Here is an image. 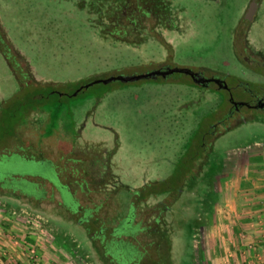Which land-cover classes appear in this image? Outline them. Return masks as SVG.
Wrapping results in <instances>:
<instances>
[{
  "label": "rangeland",
  "instance_id": "1",
  "mask_svg": "<svg viewBox=\"0 0 264 264\" xmlns=\"http://www.w3.org/2000/svg\"><path fill=\"white\" fill-rule=\"evenodd\" d=\"M249 1L0 0V206L77 244L78 259L55 244L72 264H244L221 234L249 219L242 203L260 208L264 124L228 121L210 168L189 172L217 95L179 74L101 79L163 61L240 71L232 32ZM258 4L249 41L264 48Z\"/></svg>",
  "mask_w": 264,
  "mask_h": 264
},
{
  "label": "flooded vegetation",
  "instance_id": "2",
  "mask_svg": "<svg viewBox=\"0 0 264 264\" xmlns=\"http://www.w3.org/2000/svg\"><path fill=\"white\" fill-rule=\"evenodd\" d=\"M252 2L255 4H252ZM259 5L258 0H250L244 8L238 25L236 24L235 30L232 32V41H237L232 48L233 56L241 64L240 71L221 70L207 65H191L175 61L167 63L163 61L146 72L152 70L160 72L169 70V72L164 74L159 72L141 78L156 79L159 77L166 79L173 74H179L186 79L187 83L199 88L201 92L217 95L211 109H205V113L201 116V119L207 116L215 118L209 123L208 130L201 132L199 140L188 138L183 160L184 164L189 166V172L196 166L205 165L206 169L210 168L213 160H207L211 144L217 136L227 130L226 124L228 121L233 119L234 124H236L250 120L264 124V48L257 47L249 41V27L255 20ZM242 52H245V55L240 57L239 55ZM172 68L177 69L170 71ZM175 80V82L183 83L178 78H175ZM190 130V135L195 133L193 128ZM189 149L191 152L188 151ZM12 159L27 162L22 157L15 159L14 156L6 160L11 161ZM0 161H3V159H0ZM4 180L5 178L0 179V181ZM51 180L55 182L56 178L53 179L51 176ZM170 192L171 190H168L166 193ZM181 193L182 189H179L178 196Z\"/></svg>",
  "mask_w": 264,
  "mask_h": 264
},
{
  "label": "built area",
  "instance_id": "3",
  "mask_svg": "<svg viewBox=\"0 0 264 264\" xmlns=\"http://www.w3.org/2000/svg\"><path fill=\"white\" fill-rule=\"evenodd\" d=\"M260 180L257 181L260 187V194L261 199L258 208V212L256 215L250 213V219H249V230L243 232L242 230L239 232L238 236L243 242L247 237H253V233H255V230H259L261 232H264V177H259ZM252 211V212H253ZM0 214H1V220L7 221L10 225L13 226H20L22 229V238L13 237V243L15 244H23L25 248L26 255L29 259V262L31 264H42L41 256L38 252L36 243L40 239H44L48 241L50 244H54L50 238L47 236V226H45L38 215H32L26 210H15V209H5L0 206ZM3 221V222H4ZM3 222H0V226L3 225ZM22 245V246H23ZM251 251L252 253V259H254L259 264H264V240L258 239V240H250L248 242H244L242 245V253L246 251ZM249 251V254H250ZM1 255H5L6 262H7V256L6 252H3ZM1 258V256H0ZM250 258V257H249ZM0 264H5L4 261ZM9 264V263H6Z\"/></svg>",
  "mask_w": 264,
  "mask_h": 264
},
{
  "label": "crops",
  "instance_id": "4",
  "mask_svg": "<svg viewBox=\"0 0 264 264\" xmlns=\"http://www.w3.org/2000/svg\"><path fill=\"white\" fill-rule=\"evenodd\" d=\"M257 205L258 204H256V206ZM242 206L246 208L247 210L244 212L243 215H246L249 219H250V213L256 215L258 212V211L255 212L251 210V204L248 206V204L242 203L241 207ZM237 214L239 215V212ZM231 216L234 217L232 218L233 228H234L232 231L233 238L231 240H226V237H225L226 234L222 232L221 234L222 241L224 243H228V245H229V242H231L234 245V249H237L238 251L237 254H239L240 256L239 259L241 263L244 262V264H259L254 259H252V253L250 250H249L250 251V254H249V251L242 253L241 249H242V245L244 242H248L250 240L256 241L258 239L264 240V232L255 230V233H253L254 234L253 237H247L243 242H241L238 234L241 230L243 232H245V230L246 231L249 230V219L244 224H242L241 223V221H243L242 218H240L239 220V216L238 217H235V215H231ZM1 217L2 216L0 214V222L2 223L4 220L2 221ZM236 220H239L237 221L238 224H234ZM22 233L23 232L20 226L10 225L6 220L3 222V225L0 226V256H1L0 263L4 261L5 264L6 263L31 264L26 255L24 245L23 244L18 245V244L13 243L12 241L13 237L22 238L23 237ZM55 244L58 245V242ZM55 244H50L48 241L44 239H40L39 241H37L36 246L41 256L42 264H72L71 263L72 260H70L69 257L66 255V253L63 251V248L60 247L61 246L60 243H59L60 246H56ZM3 252H6L7 262H6L5 255H1Z\"/></svg>",
  "mask_w": 264,
  "mask_h": 264
},
{
  "label": "trees",
  "instance_id": "5",
  "mask_svg": "<svg viewBox=\"0 0 264 264\" xmlns=\"http://www.w3.org/2000/svg\"><path fill=\"white\" fill-rule=\"evenodd\" d=\"M104 149V148H103ZM92 151H93V158L95 157V151L92 149ZM96 159H98L97 157H95ZM101 160V159H100ZM222 166H223V164L221 165V169H222ZM105 169L106 168H103L102 169V171H103V173H105ZM101 177V176H100ZM109 182V181H108ZM107 184V183H106ZM111 187V186H110ZM120 187H128L127 185H125V184H122V183H120V184H118V186L116 187V189H118V188H120ZM135 196V195H134ZM93 218L91 217V215H89V216H87L86 218L84 217V221H85V223H86V225L87 224H92V223H90L91 222V220H92ZM86 227V226H85ZM89 227V226H88ZM103 226H100L98 229L100 230V232H102V230H104V228H102ZM90 230V229H89ZM87 234H89V231L87 230ZM90 238V237H89ZM59 242V241H58ZM60 243V245L62 246V247H64L65 249H67V250H69V251H72L73 253H74V255H75V257H76V259H78L77 257H78V255H79V257H83V252H82V250H80V248H77V244H75V243H72L71 245H73V247H75V250L69 245V244H67L66 242H59ZM78 253V254H77Z\"/></svg>",
  "mask_w": 264,
  "mask_h": 264
},
{
  "label": "water",
  "instance_id": "6",
  "mask_svg": "<svg viewBox=\"0 0 264 264\" xmlns=\"http://www.w3.org/2000/svg\"><path fill=\"white\" fill-rule=\"evenodd\" d=\"M252 4H255V3L252 2ZM174 69H177V68H172L170 71H173ZM178 69L181 70L180 68H178ZM159 72L160 71H158V70H152V71L138 73V74H132V75H116V76H111V77H108V78H105V79H101V80L104 81V82H106L108 80H111V79H119V80H122V81H133V80H138V79H141V78H145V77L157 74ZM167 72H169V70L161 71L160 73L164 74V73H167ZM94 81H98V80H94ZM0 174H2L1 170H0Z\"/></svg>",
  "mask_w": 264,
  "mask_h": 264
}]
</instances>
